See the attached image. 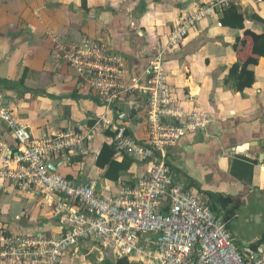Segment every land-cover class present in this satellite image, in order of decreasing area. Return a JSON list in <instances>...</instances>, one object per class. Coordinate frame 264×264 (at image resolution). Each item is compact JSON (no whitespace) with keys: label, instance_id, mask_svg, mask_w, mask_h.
Instances as JSON below:
<instances>
[{"label":"crops","instance_id":"crops-1","mask_svg":"<svg viewBox=\"0 0 264 264\" xmlns=\"http://www.w3.org/2000/svg\"><path fill=\"white\" fill-rule=\"evenodd\" d=\"M83 1L0 0V102L35 138L71 129L89 132L83 152L73 154L70 161L62 155L50 161L62 175L89 181L98 192L116 193L119 181L145 175L146 165L134 161L118 179L104 176L106 168L97 166L96 159L102 144H112L114 127L106 129L96 119L103 113L111 118L113 113L105 110L95 89L73 66L52 54L46 30L58 31L66 41L101 40L123 56L124 81L130 82L167 43L180 19L207 0H85L86 7ZM237 10L245 16V29L264 33V25L251 18L257 14L264 20V0H242ZM222 11L198 20L180 46L162 56L167 89L177 106L209 119L204 128L186 132L169 148L168 164L175 180L199 194L218 216L229 219L237 246L245 249L264 236V57L250 67L255 75L251 87L239 92L224 84L238 52L250 51L252 36L223 25ZM238 35L248 45L234 50ZM125 105L129 112L124 118ZM115 112L137 140H147V106L140 89L118 100ZM7 148L15 150V141L0 120V167L12 158L6 155ZM246 165L253 166L250 172ZM40 222L41 226L34 225ZM0 225L47 238L61 233L44 194L21 190L1 178ZM257 248L264 255V242ZM71 252L68 262L82 264L78 247L74 256Z\"/></svg>","mask_w":264,"mask_h":264},{"label":"built area","instance_id":"built-area-1","mask_svg":"<svg viewBox=\"0 0 264 264\" xmlns=\"http://www.w3.org/2000/svg\"><path fill=\"white\" fill-rule=\"evenodd\" d=\"M263 1V0H259ZM242 0H207L197 11L185 14L167 36V43L152 55L137 79L124 81V58L99 39L66 41L47 29L52 54L73 66L78 76L97 92L107 114L96 124L114 127L112 144L120 155L146 165V174L118 182L116 193H101L91 182H80L58 172L52 157L70 161L85 149L89 132L68 130L35 138L0 102V120L14 138L15 150L0 167V178L21 190L45 195L61 233L56 238L24 234L0 225V262L8 264H72L67 258L85 242L97 263L126 258L131 264H264L260 248L240 249L229 229L199 194L172 176L168 151L188 131L204 128L209 119L195 110L180 109L167 89L162 63L195 23L216 10L238 6ZM140 89L147 106L146 141H139L116 117L115 106L126 94ZM204 118V119H203ZM119 122V123H118Z\"/></svg>","mask_w":264,"mask_h":264},{"label":"trees","instance_id":"trees-1","mask_svg":"<svg viewBox=\"0 0 264 264\" xmlns=\"http://www.w3.org/2000/svg\"><path fill=\"white\" fill-rule=\"evenodd\" d=\"M86 7L85 0L82 3ZM251 18L257 22H261L264 25V20L257 14L252 15ZM220 22L225 26H230L234 28L244 29L245 36H252L250 44V51L245 55V52L239 51L238 60L234 62L228 70V74L225 77L224 84L231 86L234 90L242 92L246 87H251L255 82L254 70L250 68L258 64L259 58L264 57V33L256 34L252 31L245 29L244 20L245 16L243 13L237 10V6H229L223 8L222 16L220 17ZM248 45L246 40L238 35L236 37L235 43L233 44V49L238 50L240 45ZM155 55V54H153ZM245 56V57H242ZM116 155L120 153L115 149L113 144L104 143L98 153L96 159V165L101 168H106L104 176L109 179H118L121 172L126 171L134 160L126 154H123V159L117 161L115 159ZM247 170L250 172L252 170V165H246ZM235 170V166H232V171ZM43 223H34L35 226H41ZM264 242V236L261 241L257 244L251 245L250 248L257 249V246ZM90 264H98L91 261ZM99 264H131L126 258H118L114 261L103 260Z\"/></svg>","mask_w":264,"mask_h":264},{"label":"rangeland","instance_id":"rangeland-1","mask_svg":"<svg viewBox=\"0 0 264 264\" xmlns=\"http://www.w3.org/2000/svg\"><path fill=\"white\" fill-rule=\"evenodd\" d=\"M236 40V39H235ZM235 43V42H234ZM77 249V247L73 248V252H75ZM78 249H79V252L78 254H80V260L83 256V259L84 261H82V264H90L91 261L95 263L97 262V259H96V254L87 250V245L85 242L81 243L80 246H78ZM77 252H75L72 256H74ZM75 259V258H74ZM79 260V259H77ZM0 264H8V263H1Z\"/></svg>","mask_w":264,"mask_h":264},{"label":"water","instance_id":"water-1","mask_svg":"<svg viewBox=\"0 0 264 264\" xmlns=\"http://www.w3.org/2000/svg\"><path fill=\"white\" fill-rule=\"evenodd\" d=\"M124 111L126 112L125 114H124V118L126 117V115L128 114V112H129V105H125V108H124Z\"/></svg>","mask_w":264,"mask_h":264},{"label":"clouds","instance_id":"clouds-1","mask_svg":"<svg viewBox=\"0 0 264 264\" xmlns=\"http://www.w3.org/2000/svg\"><path fill=\"white\" fill-rule=\"evenodd\" d=\"M59 220V219H58Z\"/></svg>","mask_w":264,"mask_h":264}]
</instances>
